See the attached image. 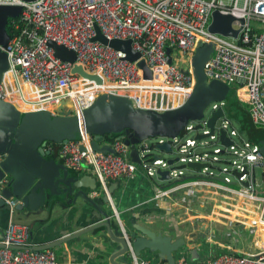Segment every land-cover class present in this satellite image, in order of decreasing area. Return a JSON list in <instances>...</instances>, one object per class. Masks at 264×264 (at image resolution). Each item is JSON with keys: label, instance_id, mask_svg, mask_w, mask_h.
<instances>
[{"label": "built area", "instance_id": "built-area-1", "mask_svg": "<svg viewBox=\"0 0 264 264\" xmlns=\"http://www.w3.org/2000/svg\"><path fill=\"white\" fill-rule=\"evenodd\" d=\"M0 6L23 9L19 18L23 28L17 19L12 20L18 33L10 34L5 49L0 47L10 63L0 84V101L13 104L23 113L47 111L57 115L61 107L64 113L82 120L83 112L103 94L128 97L136 109L159 113L177 109L194 92L193 60L201 45H208L212 47L204 67L208 80L235 90L256 128L264 130V0H0ZM215 12L235 18L232 28L238 31L236 37L209 30ZM96 27L110 41L131 40L133 50L140 54L138 62H146L152 77L146 78L138 62L125 60L122 52L93 42ZM49 42L74 51L76 62L57 58ZM75 66L98 76L102 83L75 74ZM226 106L225 100L212 103L204 118L190 123L178 138L160 140L171 143L178 156L170 173L177 183L167 189L156 187L155 201L165 200L178 208V225L194 220L212 225L225 220L230 225L248 227L257 237V251L253 254L213 255L201 264H264V193L258 190L256 177V170L264 172V155L240 125L227 117ZM219 110L224 115L212 133L209 121ZM222 131L231 143L227 147L220 142ZM193 133L218 141L215 157L198 151L209 143L197 137L191 139ZM233 137H239L240 142ZM91 142L92 137L84 133L79 141L59 145L58 158L78 173L94 175L105 194L110 181L130 179L140 167L152 178L155 167L166 165L162 161L134 163L131 147L123 140L110 143L119 156L97 153ZM45 151L54 152L52 143ZM226 154L232 158L229 163L233 171L224 172L232 174L234 182L214 175L210 168L199 173L189 169L195 176L186 178L190 176L183 170L188 164L211 165ZM5 157L0 156V165ZM9 184L8 177L0 180V198ZM7 203L16 205L14 199ZM204 208L209 211L207 215L199 212ZM204 227L201 233L206 231ZM122 231L125 233L123 228ZM30 241V227L11 221L0 242V264H59L54 250H34ZM133 257L134 264H160L147 256ZM177 264L190 263L183 254Z\"/></svg>", "mask_w": 264, "mask_h": 264}, {"label": "water", "instance_id": "water-1", "mask_svg": "<svg viewBox=\"0 0 264 264\" xmlns=\"http://www.w3.org/2000/svg\"><path fill=\"white\" fill-rule=\"evenodd\" d=\"M22 10V7L18 6H0V47L2 49L7 47L11 39L8 31L9 23L19 19ZM234 20L232 16H224L215 12L209 30L224 36L236 37L238 31L232 28ZM96 32L97 36L93 42H99L122 52L126 56L125 60L129 62L139 61L140 54L133 50L131 40L110 41L102 35L98 27H96ZM49 46L55 50V55L60 60L71 64L76 62L77 55L74 51L58 46L54 42H49ZM2 49L0 50V84H2L4 74L10 70L8 55ZM167 52L170 54V49H167ZM211 54L212 47L201 45L193 60L196 78L193 94L181 107L163 113L136 109L128 97L115 94H103L98 97L96 102L83 112L82 120L71 116L70 112L64 113L61 107L57 110V115L47 111L23 113L13 104L0 101V156H6L0 165V180L5 177L10 180V184L0 198L1 240L4 239L5 232L15 215L32 220V224L35 225L46 222L53 215L65 217L71 209L78 217L90 220L89 224L84 226L82 231L66 239L34 248V250L53 249L57 245L68 243L84 235L106 232L111 242L109 246L111 264H129L117 261H133L134 255L137 258L149 255L164 264H177L179 255L188 249L189 238L187 236L175 237L164 231L156 232L137 223L139 216L158 214L160 213L158 209L131 211L133 225L131 228H124V233L115 214H112L108 208H100L96 200L81 190L86 186L88 179L67 167L64 160L60 159V162L54 160L52 153L45 151V147L49 143L62 145L69 141H79L85 133L92 137L93 151L119 156L111 144L106 141V136L122 131L125 136L117 140H123L126 146L131 147L130 158L134 163L141 165L143 160L152 163L162 161L166 164L165 167H155L151 179L158 186L154 180L156 177L163 184L160 187L167 189L177 183L173 182L170 173L178 159L166 160L164 158L165 156L173 157L175 152L171 143H160V140L178 138L190 123L204 118L205 111L212 103L225 100L227 101V117L240 125L241 130L260 147L264 155V130L256 128L250 114L238 101L235 90L221 82L208 80L204 67ZM138 67L144 72L146 78L152 77V72L144 60L138 62ZM73 72L94 80L98 84L102 83L98 76L87 74L80 66H75ZM223 115L224 112L219 110L210 119L209 127L212 133H214L217 120ZM197 138L203 140L206 137L199 135ZM149 140H157V143L150 145ZM220 142L226 147L231 144L225 131L221 132ZM153 151L162 155L160 157L153 155ZM211 167L210 164L199 163L187 165L188 170L196 173L203 168ZM219 180L223 182L222 179ZM121 182V180H116L108 183L112 197L119 191ZM80 198L83 202H79ZM11 199L15 200V207L7 203ZM103 200L107 206L110 205L107 196ZM46 215L47 219H43L42 216ZM114 221L117 222L118 230ZM204 228L202 226V229ZM202 235L203 238L206 237L205 233ZM109 253L106 250L108 256Z\"/></svg>", "mask_w": 264, "mask_h": 264}, {"label": "crops", "instance_id": "crops-1", "mask_svg": "<svg viewBox=\"0 0 264 264\" xmlns=\"http://www.w3.org/2000/svg\"><path fill=\"white\" fill-rule=\"evenodd\" d=\"M54 160L59 161L60 159L57 157ZM81 177L88 179L86 182V186L81 190L86 193L89 197L96 200L102 209L108 208L109 211L114 213L116 218L118 217V222L121 229L123 228H131L133 225L131 211H139L142 209H158L160 213H153L150 216L141 215L137 218V223L139 225L146 226L156 232L164 231L166 234L173 235L175 237L179 236H187L188 239V249L184 250L180 256L186 254L188 261L190 264H201L205 259L210 256H213L215 253L220 254H232V253H244L242 251L243 245L236 246L235 243L232 244L231 240L227 243L221 240H215L217 247H208L209 237H213L216 239L217 231L215 232L213 229L214 226L210 224L209 221L204 220H194L190 223H182L178 225V217H180V213L177 207L172 206L171 203L163 200V201H155V189L156 186L153 180L148 177L146 171L140 167L138 169L136 175L130 179L122 178L120 179L121 185L118 192L112 197L110 192L108 194L103 193L101 184L98 179L88 172H81ZM109 191V189H108ZM107 196L110 200V205H106L103 198ZM79 202H83V199L80 198ZM91 208H89L90 210ZM67 212V211H66ZM209 211H205L204 213L208 214ZM204 213H200L204 215ZM43 219H47L46 216H42ZM13 222L23 223L30 227L31 231V248H40L45 245H50L57 243L61 239H66L70 235L78 233L84 229V226L89 224L90 220H85L83 217H78L74 214V212L70 209L65 217H60L57 215H53L51 219H48L46 222L41 224H32V220H26L22 216L15 215ZM116 229L117 222L114 221ZM200 223H202L200 225ZM208 223V225H207ZM207 226L206 228L209 230L211 226V230L204 231L206 234V240L201 246H204V249H200L198 247V242L191 246L190 243L200 239L199 241H204L203 235L201 233V227ZM119 226V227H120ZM226 227V225H224ZM235 235L242 237V229H246L249 234L253 237L252 240V248L253 252L257 251V247H255V242L257 240L256 236H253L248 227L242 228ZM217 229V228H216ZM215 229V230H216ZM120 230V229H119ZM194 235V237H193ZM234 235V237H236ZM249 235V237H250ZM220 237V236H219ZM227 238L230 236H226ZM192 238V239H191ZM237 238V237H236ZM229 239V238H228ZM192 240V241H191ZM240 240L237 238L236 241ZM1 242V235H0ZM230 243V245H227ZM199 245V246H200ZM109 246H111L110 239L108 238L107 233L100 234H88L82 237H78L75 240H71L68 243L60 244L54 247L52 250L57 255V259L59 264H111L110 261V253ZM226 247V248H225ZM194 249H200L198 254L200 256L199 260H195L192 262V252ZM215 249H219L221 251H217ZM106 250L109 253V256L106 254ZM214 250V251H212ZM216 251V252H215ZM187 252V253H186ZM251 252V251H249ZM150 257L149 255H144L142 257ZM179 256V257H180ZM154 260V259H153ZM156 261V260H154ZM118 263H129L134 264L133 261L129 260H118ZM158 262V261H156ZM160 264H164L163 262H159Z\"/></svg>", "mask_w": 264, "mask_h": 264}, {"label": "rangeland", "instance_id": "rangeland-1", "mask_svg": "<svg viewBox=\"0 0 264 264\" xmlns=\"http://www.w3.org/2000/svg\"><path fill=\"white\" fill-rule=\"evenodd\" d=\"M242 104H243V106L244 107H246L247 108V106H245V104L242 102ZM233 124H234V126L238 129V125L235 123V122H233V121H231ZM219 125H221V122L219 123ZM190 137H191V139H193L194 137L196 138L197 137V134H191L190 135ZM242 137L243 138H245V136L244 135H242ZM233 140L236 142V143H239L240 142V139H239V137H233ZM204 143H209V145L207 146V147H204V148H199L198 149V151L199 152H206V153H209L212 157H215L214 156V151L217 149V148H219L220 146H219V143H218V141H214V140H211L210 138H207V139H205L204 141H203ZM148 143L151 145V144H156L157 143V140H149L148 141ZM153 155H159V157L162 155V154H159V152H157V151H153V153H152ZM178 156H177V154L175 153L174 155H173V157H171V156H165L164 158L166 159V160H169V159H173V158H177ZM219 157V162H213L211 165H212V168H210V172H212L214 175H216V176H221V178H226V177H228V178H230L231 180H232V182H234L235 181V179H234V177H233V175L232 174H229V173H225L224 172V170L225 169H228L229 171H233L232 170V166H231V164L229 163L231 160H232V158H231V156L230 155H220V156H218ZM179 167L180 166H183V164H179L178 165ZM184 171V174L185 175H188V176H195V173L194 172H192V171H190V170H187V169H184L183 170ZM256 177H257V188H258V190L259 191H261V192H263L264 193V172H263V170H261V169H258V170H256ZM154 180H155V182H156V184L158 185V186H163V184L161 183V182H159L158 181V179L155 177L154 178ZM205 211H208V209L207 208H204V209H202V210H200L199 212L200 213H204ZM204 215H207V213H204ZM245 215H247V214H245ZM249 216V215H248ZM244 222V221H243ZM245 223H247V222H245ZM202 223H200V225H201ZM224 224L226 225V227H224ZM207 225H208V223H207ZM213 226H214V228L216 229H213L215 232L217 231V237H216V239L215 238H213V237H206V238H208V240H209V245H208V247L210 246V247H217L216 245V243H215V240H223V241H225L226 243L229 241V240H231V243L232 244H234L235 243V245L236 246H239V245H243V248H242V251L244 252V253H247V254H253L254 252H253V248H252V240L251 239H253V237L249 234V232L247 231V228L246 229H242V237H239V236H237V235H235L236 233H238L239 232V230H240V228H239V226L240 227H242V228H245V226H243V225H240V224H233V225H230L228 222H226L225 220H222V223L221 222H219V221H215L213 224H212ZM262 230H264V229H262ZM234 235L237 237V238H240V240H238V241H236L237 240V238L236 237H234ZM249 235H250V237H249ZM220 236V237H219ZM226 236H230V237H226ZM194 237V236H193ZM206 238H204L203 240L204 241H197L198 242V247L200 248V249H204V246H201L200 244H202L203 242H205V240H206ZM192 239V238H191ZM192 241V240H191ZM195 241V240H194ZM195 243H196V241L195 242H192V245L191 246H193L194 245V248H197V247H195ZM200 245V246H199ZM227 245H230V243H228ZM209 247V248H210ZM226 248V247H225ZM199 249V250H200ZM199 250L198 249H194L193 250V252L191 253L192 254V262H194L195 260H199V258H200V256H199V254H198V252H199ZM215 250H217V251H221V250H219V249H215ZM212 251H214V250H212ZM249 251H251V252H249ZM216 252V251H215ZM200 253V252H199ZM216 255H218L219 253H215Z\"/></svg>", "mask_w": 264, "mask_h": 264}, {"label": "trees", "instance_id": "trees-1", "mask_svg": "<svg viewBox=\"0 0 264 264\" xmlns=\"http://www.w3.org/2000/svg\"><path fill=\"white\" fill-rule=\"evenodd\" d=\"M11 22L9 23L8 31H9V33L12 36L13 33H18V32L14 29V27H13ZM16 23L21 24L22 28H23V24L20 22V19H17ZM123 136H125L124 132H122V131L121 132H116L112 136H106V141L109 142V143H114L118 138H122ZM52 145L54 146V152L52 153V158L56 159L58 157L59 145H57V144H52ZM184 255H186V254H184ZM214 255H216V254H214ZM218 255H221V254L219 253Z\"/></svg>", "mask_w": 264, "mask_h": 264}, {"label": "bare ground", "instance_id": "bare-ground-1", "mask_svg": "<svg viewBox=\"0 0 264 264\" xmlns=\"http://www.w3.org/2000/svg\"><path fill=\"white\" fill-rule=\"evenodd\" d=\"M191 245H192V243H191Z\"/></svg>", "mask_w": 264, "mask_h": 264}]
</instances>
